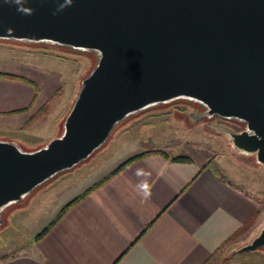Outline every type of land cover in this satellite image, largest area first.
I'll list each match as a JSON object with an SVG mask.
<instances>
[{"label":"water","instance_id":"obj_1","mask_svg":"<svg viewBox=\"0 0 264 264\" xmlns=\"http://www.w3.org/2000/svg\"><path fill=\"white\" fill-rule=\"evenodd\" d=\"M28 0L31 16L0 0V40L91 52L60 135L35 150L0 139V227L4 213L56 176L86 162L115 128L177 100L244 129L208 123L231 149L264 167V0ZM264 250V226L231 256Z\"/></svg>","mask_w":264,"mask_h":264},{"label":"crops","instance_id":"obj_2","mask_svg":"<svg viewBox=\"0 0 264 264\" xmlns=\"http://www.w3.org/2000/svg\"><path fill=\"white\" fill-rule=\"evenodd\" d=\"M37 94L34 82L0 76V120L21 117ZM167 155L130 162L73 203L44 237L0 264H210L235 240L245 244L258 215L257 194L226 175L218 158L219 174L205 167L208 161L176 162ZM138 169L150 175L138 177ZM71 171L7 209L3 226L14 208ZM144 179L151 185L147 200L135 187ZM261 251L228 258L230 264H264Z\"/></svg>","mask_w":264,"mask_h":264},{"label":"rangeland","instance_id":"obj_3","mask_svg":"<svg viewBox=\"0 0 264 264\" xmlns=\"http://www.w3.org/2000/svg\"><path fill=\"white\" fill-rule=\"evenodd\" d=\"M94 64L91 52L0 40V73L34 82L38 92L35 105L21 117L0 120V138L16 140L26 150H35L60 135L81 81ZM201 110L195 102L177 100L150 107L118 125L107 143L86 162L59 176L7 215L5 226L0 227V263L22 251L20 246L35 240L67 205L95 189L126 161L158 150L197 161L218 158L226 175L248 185L249 192L259 197L258 215L244 243L251 242L264 226V167L254 155L233 151L224 136L208 127L213 122L241 131L244 123L218 117L192 122L190 114ZM242 244L240 239L235 240L210 264H230L228 256ZM261 252L260 256H264V251Z\"/></svg>","mask_w":264,"mask_h":264},{"label":"clouds","instance_id":"obj_4","mask_svg":"<svg viewBox=\"0 0 264 264\" xmlns=\"http://www.w3.org/2000/svg\"><path fill=\"white\" fill-rule=\"evenodd\" d=\"M4 4L15 5L16 11L22 15L31 16L34 14V9L31 7H26L28 0H3ZM73 4V0H63L57 9L53 12L56 15L58 12H62L65 8L70 7ZM136 175L139 176H149L150 173H146L142 169H138ZM137 193L142 197V199H149L151 197V185L148 183L147 179L141 180L136 186Z\"/></svg>","mask_w":264,"mask_h":264},{"label":"trees","instance_id":"obj_5","mask_svg":"<svg viewBox=\"0 0 264 264\" xmlns=\"http://www.w3.org/2000/svg\"><path fill=\"white\" fill-rule=\"evenodd\" d=\"M0 76H5V77H11V78H16V79H22V78H18V77H15V76H12V75H8V74H1L0 73ZM149 154H161V155H164V156H168L166 152H162V151H152V152H147V153H143L139 156H136V157H133L131 159H129L128 161H126L124 164H122L113 174H115L116 172H118L119 170H121L122 168H124L127 164H129L130 162L136 160V159H140L146 155H149ZM172 161H176V162H192L193 159H191L190 157H187V156H172L171 158ZM205 167H210L213 171H215L216 173L219 174V171L217 169V165L216 163L214 162V160H209L208 163L206 164ZM112 174V175H113ZM98 187V186H97ZM88 194V193H87ZM86 194V195H87ZM80 198H77L76 200H74L73 202H71L69 205H67L65 207V209L63 210V212L60 214V216L73 204L75 203L76 201H78ZM59 216V217H60ZM55 221L43 232L41 233L40 235H38L35 240H39L41 239L42 237H44L49 229L54 225Z\"/></svg>","mask_w":264,"mask_h":264}]
</instances>
